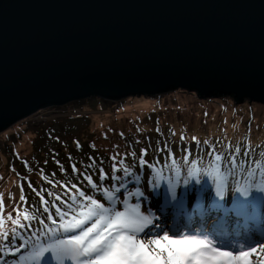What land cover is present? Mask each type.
<instances>
[{
  "label": "water",
  "instance_id": "1",
  "mask_svg": "<svg viewBox=\"0 0 264 264\" xmlns=\"http://www.w3.org/2000/svg\"><path fill=\"white\" fill-rule=\"evenodd\" d=\"M177 90L264 106V0H0V134Z\"/></svg>",
  "mask_w": 264,
  "mask_h": 264
},
{
  "label": "rangeland",
  "instance_id": "2",
  "mask_svg": "<svg viewBox=\"0 0 264 264\" xmlns=\"http://www.w3.org/2000/svg\"><path fill=\"white\" fill-rule=\"evenodd\" d=\"M228 100L234 107L239 108L234 112L230 109L232 114L227 120L224 119L227 111L222 109L221 99H198L195 94L177 90L153 98L128 97L116 102L88 98L61 107L47 108L15 124L0 134V202L3 204L0 216L4 219L0 232L11 237L14 226L9 214L13 219H20L22 223H27L23 220L25 212L30 217H42L48 222L47 213L40 205V196L44 197L46 205L54 214L55 208H51V205L61 207L62 201L65 200L63 194L72 190L70 186L73 183L82 190L87 189L85 187L88 186L87 182L79 175L80 171H85L94 178V182H99L97 174L103 167L107 174L104 186L109 188L111 174L104 160H107V156H115V163L120 167L123 154L124 164L132 167L140 178V183L137 184L131 176L128 177L125 188L131 190L133 187H139L142 192V196L131 197L129 202H139L141 211H150L153 215V225L148 226L145 233L153 231L158 226L171 234L179 226V231L188 234L216 237L221 229L217 231L214 224L219 223L220 220L227 227L225 231L221 230L226 233V237L223 236L222 240L220 236L217 240L227 246H231L233 242L249 244L254 239L264 237V221L255 227L256 222L245 224L233 210L227 215L229 217L225 218L222 212L219 214L215 209V204L219 201L223 200V208L226 210L233 205V200L239 199L248 202V213L250 209L255 208L257 214L261 212L260 217L264 219V192L249 189L247 197L241 196L236 190L237 181L240 184L246 181L238 169L235 181L226 171L224 195L216 197L213 180L204 174L188 178L187 167L182 166L187 163L181 159L184 152H176L177 149H187L190 159H203L206 165L209 149H216L215 152L222 153L225 151V145L230 146L229 150L239 148V159L244 156L243 149L247 145L251 150L249 155L255 156L261 162L257 168L264 167V126L257 123L264 120L262 117L264 106L251 103L255 109L252 116L248 117L246 115L251 114L246 109L248 103L235 105L230 99ZM179 106L183 117L194 121L193 124L188 122L185 125L184 131L188 132L184 137L185 145L177 143L179 140L175 139L177 136L167 140L156 120L167 115L161 112ZM172 113L176 114V112ZM241 115L244 118H241ZM247 121L250 123L247 124ZM193 137L196 139L193 140ZM219 137L222 139L217 142ZM206 140L207 144H205ZM153 144L157 145L156 149L159 148V152ZM142 147L147 149L144 157L146 162L153 163L155 168L160 170L159 178L154 175L150 178L147 163L138 165L129 162L127 154L137 156ZM168 152L173 154L172 160L167 158ZM191 154H195L192 155L194 157ZM89 157L92 159L90 160ZM56 161H59V165ZM173 162L177 164L178 174H174L172 170ZM72 164L76 166V173L72 172ZM90 164H94L96 169L87 167ZM61 166L64 168L63 172L60 171ZM169 182L173 185L174 197L169 194ZM63 184L68 187H61ZM56 194L61 196V200L55 199ZM178 194L181 197L176 198ZM21 195L25 197L24 200L20 199ZM118 195L122 199L123 190ZM174 201H176L175 205ZM198 201H204L205 208H208L203 215L207 218L206 225L202 227L198 224L194 229H188V224L192 221L189 220V215L193 212V207L198 205ZM183 206L188 208L184 210ZM184 213L187 216H184ZM192 216L194 219L200 217L194 214ZM54 218L58 219L55 216ZM32 224L31 230L22 229L17 232L11 239L13 246L19 247L18 242L28 244L32 232L39 227L37 220H33ZM185 225L187 227H184ZM143 238L146 239L147 235ZM8 243L7 239L0 236V256L6 259L14 256L11 264H31L27 255L28 247L19 249L15 253L5 252L3 249ZM257 252L260 253L261 250L257 249ZM4 258L0 259V264H8L4 263ZM251 259L253 264H259L256 256ZM40 264H57V262L52 260L50 253H46L45 257L40 259ZM64 264H72V262L66 260Z\"/></svg>",
  "mask_w": 264,
  "mask_h": 264
},
{
  "label": "snow or ice",
  "instance_id": "3",
  "mask_svg": "<svg viewBox=\"0 0 264 264\" xmlns=\"http://www.w3.org/2000/svg\"><path fill=\"white\" fill-rule=\"evenodd\" d=\"M207 143L206 140L205 144ZM229 148V145H225V151L222 153L209 149L206 165L203 159H190L188 150L184 149L181 159L187 162L182 166L187 167L188 178H195L198 174L207 175L214 182L216 197H222L224 181L227 179L226 171L235 181L239 169L246 181L244 184L237 181L236 190L241 196L247 197L249 189L264 192V167L257 168V165L261 163L260 160L249 155L251 150L247 145L243 149L244 156L239 159V148L228 150ZM156 151L159 152L160 149ZM146 152L147 149L143 147L140 149L138 165L147 163L150 178L153 175L159 178L160 170L144 159ZM167 158L172 160L173 154L168 152ZM89 159L92 158L89 157ZM110 160L113 161L110 177L113 183L109 188L104 186L107 174L101 167L99 182H94L91 175L80 171L79 175L83 181L87 182L88 188L82 190L73 183L70 187L75 191L66 193L67 199L62 201L65 207L51 205L55 208L54 214L46 205L44 197L40 196V205L47 213L48 222H45L42 217H30L25 212L23 220L27 223H22L20 219H13L9 214L14 227L11 237L0 232V236L9 241L3 250L15 253L19 249L28 247L27 255L31 264H40L41 257H45L46 253H50L52 260L57 264H64L66 260L71 261L72 264H253L251 259L253 256L257 257L259 264H264V237L254 239L249 244L233 242L231 246H227L210 235L188 234L179 231V226L171 234L158 226L153 231L145 233V229L153 225V215L150 211H141L139 202H129L131 197L142 196L139 187H133L131 190L125 188L128 183L127 177L131 176L137 184L140 183V178L132 167L124 164L123 154L119 169L123 173L121 176L116 175L118 171L115 163L116 157L112 156ZM56 163L59 165V161ZM94 166L90 164L87 167ZM71 168L73 173L77 172L75 164H72ZM172 170L174 174H178L175 162L172 163ZM60 171H64L62 166ZM197 183H199L198 179ZM61 187L67 188L68 185L63 184ZM121 190H123L122 199L118 195ZM169 194L175 196L171 182H169ZM20 199L24 200L25 197L21 195ZM55 199L61 200V196L56 194ZM247 203L242 202L241 207L243 208ZM2 211L3 204L0 202V212ZM17 215L19 216V212ZM33 220L38 221L39 227L32 232V238L29 239L28 244L18 242L19 247L13 246L11 239L19 230H31ZM3 224L4 219L0 216V226ZM144 235H147L146 239L143 238ZM257 249L261 252L258 253ZM3 258L0 256V259Z\"/></svg>",
  "mask_w": 264,
  "mask_h": 264
},
{
  "label": "trees",
  "instance_id": "4",
  "mask_svg": "<svg viewBox=\"0 0 264 264\" xmlns=\"http://www.w3.org/2000/svg\"><path fill=\"white\" fill-rule=\"evenodd\" d=\"M220 104L223 105L222 106V109H224L225 111H227L226 112L227 114H226V116L224 118L225 120H227V118H230V116L232 114V111L234 112V111H236L239 108V107H234L232 105V103L228 99H225V98L221 99ZM246 109H248L249 110V113H251V114H247L246 116H248V117L252 116V112H254V109H255L254 105H251V104L249 105L248 104V107H246ZM172 112H176V114H174ZM161 113H164V114L167 113L166 116L163 115V117L156 119V120H158V123H159L158 125L160 126L161 131H162V134L164 135V137L167 138V140H170L173 137L177 136V137H175V139L176 138L179 139V140H177V143L182 144V145H185L186 144V141L184 140V137L188 134V132L184 131L185 125L188 122H190V123L193 124L194 121H192L191 118H189V120L188 119L186 120L183 117V115L181 114L180 106L179 107H175V109L170 107V108L166 109V112H161ZM194 116L195 117H199L197 115H194ZM240 117L241 118H244L242 115ZM262 117H264V113H263V116ZM250 119L252 120V118H250ZM247 120H249V119L247 118ZM246 123L249 124L250 122L247 121ZM257 123L262 124L264 126V120H263V122L262 121H257ZM222 125H223V122H222ZM192 135H194V134L192 133ZM181 136H183L182 139H181ZM220 138L222 139V137H219L217 139V142L219 141ZM156 146L157 145L153 144V147L155 149H156ZM157 149H159V148H157ZM217 151H219V149H217ZM176 152H182L183 153L184 152V149H182V150L177 149ZM192 155H195V154H191V156ZM192 157H194V156H192ZM127 158L129 160V162L134 163V160H135L136 161L135 163L138 164V159L140 158V153H138L137 156H135V154L129 155V156H127ZM105 162L107 163V166H108V169L107 170L109 171V174L112 175V173H111V164L112 163H111V160H110V157L109 156H107V160H104V163ZM120 168H121V166L120 167L117 166L118 171H117L116 175H118V176L123 175V173L119 170ZM91 169H96V168L94 166ZM93 176H94V174H93ZM106 180H107V176H106ZM109 180H110V178H109ZM97 181H99V174H97ZM111 183H113V182H111ZM85 187L88 188V186H85ZM74 191L75 190L72 189L68 193L74 192ZM63 195L65 196V199H67L66 193H64ZM61 207L64 208L65 205L62 204ZM28 251H29V249H28ZM28 251H27V253H28ZM41 258H43V257H41ZM12 261H13V258L12 257H10L8 259L4 258V263L7 262L8 264H11Z\"/></svg>",
  "mask_w": 264,
  "mask_h": 264
},
{
  "label": "bare ground",
  "instance_id": "5",
  "mask_svg": "<svg viewBox=\"0 0 264 264\" xmlns=\"http://www.w3.org/2000/svg\"><path fill=\"white\" fill-rule=\"evenodd\" d=\"M177 197H181L180 194H178V195L176 196V198H177ZM173 200H175V198H174ZM182 201H183V200H182ZM177 202H178V201H177ZM201 202H202V201H198V202H197L198 205H199V206H197V208L199 209L198 211H199L200 217L203 218V219H201V218L199 217L198 219H196V220L193 221L194 223H189L188 226L191 227V229H194V227L197 226L198 224H200V226H202V227H205V225H206V221H204V219H207V218H204L203 215L206 213V211H207L208 208H205L206 203H204V201L202 202V204H201ZM173 203H174V205H175L176 201H174ZM248 206H249V205H247L245 208L248 209ZM183 207H184V206H183ZM187 208H188V207H184V210L187 209ZM222 213H225V210H223ZM185 214H186V213H184V216H187V215H185ZM201 215H202V216H201ZM189 219H193V218L190 217ZM259 222L262 223L263 220L259 218V219H258V223L256 222L257 224H255V227H258V226H259ZM204 223H205V225H204ZM216 227H217L218 229H221V228H222V225H221V224H216ZM253 232H254V230L252 231V233H253ZM214 238H215V237H214Z\"/></svg>",
  "mask_w": 264,
  "mask_h": 264
}]
</instances>
